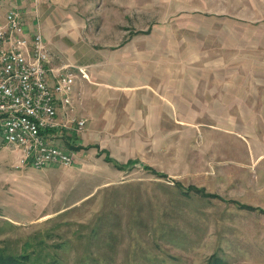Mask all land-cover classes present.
I'll return each instance as SVG.
<instances>
[{"label":"rangeland","instance_id":"374dc122","mask_svg":"<svg viewBox=\"0 0 264 264\" xmlns=\"http://www.w3.org/2000/svg\"><path fill=\"white\" fill-rule=\"evenodd\" d=\"M11 10L104 116L73 110L83 128L53 140L68 167L20 164L0 142V251L24 264H264V0H0V22Z\"/></svg>","mask_w":264,"mask_h":264},{"label":"built area","instance_id":"2783aa9c","mask_svg":"<svg viewBox=\"0 0 264 264\" xmlns=\"http://www.w3.org/2000/svg\"><path fill=\"white\" fill-rule=\"evenodd\" d=\"M55 66L41 34H28L14 11L0 22V142L20 154V164L35 169L70 166L72 156L53 143L72 123L81 131L84 119L70 118L75 75ZM77 69V68H76ZM88 79L83 69H77Z\"/></svg>","mask_w":264,"mask_h":264},{"label":"crops","instance_id":"0c3cea01","mask_svg":"<svg viewBox=\"0 0 264 264\" xmlns=\"http://www.w3.org/2000/svg\"><path fill=\"white\" fill-rule=\"evenodd\" d=\"M27 26H30V25H27ZM31 27V26H30ZM29 27V28H30ZM27 29V28H26ZM31 34H35L34 32H32ZM44 39V38H43ZM45 40V39H44ZM46 42V41H45ZM46 44H47V42H46ZM47 47H48V45H47ZM49 50V49H48ZM116 56V54H112V56ZM97 64V63H96ZM68 66V65H67ZM102 66H104V65H102ZM70 67V66H69ZM73 71V70H72ZM91 73V72H90ZM96 73H97V70H95V69H93L92 70V73H91V77H92V85H95L96 83H95V79H96ZM114 89H117V91H123V89H128V88H114ZM90 90H92V88H77V90H76V88H73V94L75 95V93L77 92V96L78 97H80V100H79V103H72V108H73V110L74 109H76V111L78 112V113H86V114H88L89 116H91V118L93 117V118H95L96 120H98V118L100 117V116H104V106L103 105H101V104H99V103H97V102H95V101H93L92 100V102H89V103H86V106H85V108L83 109L82 108V101H83V94H85V93H89L90 94ZM74 95H73V97H74ZM81 103V104H80ZM89 105V106H88ZM83 109V110H82ZM106 115V114H105ZM94 127V126H93ZM93 127H92V124L90 125V126H88V130H93L94 131V129H93ZM66 136V135H65ZM68 138H70V137H72V135H71V133L69 134V136H67ZM16 154L18 153L17 152V150H15L14 151ZM75 152H77V151H75ZM13 154V153H12Z\"/></svg>","mask_w":264,"mask_h":264},{"label":"trees","instance_id":"16d2710c","mask_svg":"<svg viewBox=\"0 0 264 264\" xmlns=\"http://www.w3.org/2000/svg\"><path fill=\"white\" fill-rule=\"evenodd\" d=\"M74 134V133H73ZM65 139V146H67V150L69 151H78L80 148H77L74 146L73 143V138L75 136H72L70 138L63 136ZM107 163L112 164L114 167H116L117 169H123L121 165H119L118 162H116L115 160H111V158L107 157L105 158ZM0 264H24V259L20 260L17 257L14 256H10V255H5L0 251ZM51 264H56V263H51Z\"/></svg>","mask_w":264,"mask_h":264}]
</instances>
